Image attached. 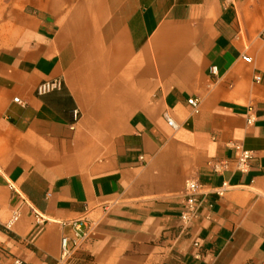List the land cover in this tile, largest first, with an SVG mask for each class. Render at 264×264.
Here are the masks:
<instances>
[{
	"label": "crops",
	"instance_id": "0c3cea01",
	"mask_svg": "<svg viewBox=\"0 0 264 264\" xmlns=\"http://www.w3.org/2000/svg\"><path fill=\"white\" fill-rule=\"evenodd\" d=\"M14 258L264 264V0H0V264Z\"/></svg>",
	"mask_w": 264,
	"mask_h": 264
},
{
	"label": "built area",
	"instance_id": "2783aa9c",
	"mask_svg": "<svg viewBox=\"0 0 264 264\" xmlns=\"http://www.w3.org/2000/svg\"><path fill=\"white\" fill-rule=\"evenodd\" d=\"M243 59L247 62H250V58L246 55L243 56ZM210 71L212 74H216V67L215 66H211ZM256 80H259V76L256 75L255 76ZM62 85V80L61 78H55V79H51V80H46L43 81L41 83H39L36 88V94L38 95H42L45 93H48L50 91L56 90V89H60ZM199 99L196 97H190L187 99V103L191 106V110L192 112H197L199 109ZM247 123H251L254 119L253 115H252V108L248 107L247 110ZM167 123L172 126L173 128L176 127V125L174 124L173 120L168 117L167 115L165 116ZM73 118L74 120H77V112L75 111L73 113ZM237 149V154H236V158H235V163H236V169L239 171H246L247 167H248V160L251 157V151L249 150H245L240 148V146H236ZM213 167L216 171H220L222 169H225L228 167V162L227 161H221V162H216L213 164ZM199 184L198 182H196V180L192 179V178H188L185 180L184 182V196H185V200L183 203V207L180 213V219L182 220V222H184L185 224L193 221L197 216H198V204L196 203V198H195V194L199 188ZM225 190V184L219 188L216 193L218 195H222L223 191ZM18 218V213L16 211H14L11 215V218L7 221L6 226L10 227L11 224ZM82 222L79 221L78 223H76L75 225H78V229L81 226ZM83 227H87L85 224H82ZM88 228H86L85 230H87ZM79 231V230H78ZM86 231L83 230L82 233V237L85 236ZM66 242H67V237L66 236H62L61 238V247H62V252H61V260H64L67 256L69 251L66 249ZM194 245H197V243L195 242ZM11 264H22V261L19 258H14L12 260Z\"/></svg>",
	"mask_w": 264,
	"mask_h": 264
}]
</instances>
